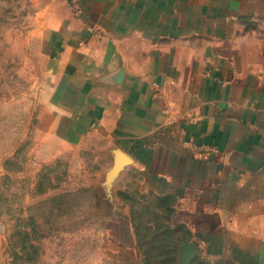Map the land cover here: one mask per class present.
Segmentation results:
<instances>
[{"label":"crops","instance_id":"crops-1","mask_svg":"<svg viewBox=\"0 0 264 264\" xmlns=\"http://www.w3.org/2000/svg\"><path fill=\"white\" fill-rule=\"evenodd\" d=\"M58 18L55 139L172 200L176 264H264V0H72ZM99 206L101 264H143L130 207Z\"/></svg>","mask_w":264,"mask_h":264},{"label":"rangeland","instance_id":"rangeland-1","mask_svg":"<svg viewBox=\"0 0 264 264\" xmlns=\"http://www.w3.org/2000/svg\"><path fill=\"white\" fill-rule=\"evenodd\" d=\"M71 1L0 0V264H101L100 202L128 205L131 218L146 202L154 206V196L138 194L135 169L114 174L90 142L65 144L46 124L58 17L69 14ZM142 212L141 223L150 225ZM140 234L150 240L154 232Z\"/></svg>","mask_w":264,"mask_h":264},{"label":"trees","instance_id":"trees-1","mask_svg":"<svg viewBox=\"0 0 264 264\" xmlns=\"http://www.w3.org/2000/svg\"><path fill=\"white\" fill-rule=\"evenodd\" d=\"M144 196V195H143ZM143 198V197H142ZM154 206H142L141 210H135L133 221L137 233L139 246L142 250L144 261L143 264H176L178 256V246L185 238L187 231L182 226H173L172 219L174 217L173 202L167 197H155ZM145 202V201H144ZM137 204V203H135ZM152 210V211H151ZM142 211L148 213L152 221L148 226L141 223ZM147 227L148 231L154 232L150 240L140 234L143 228ZM187 236V235H186ZM148 252L152 253L149 254ZM163 252H165L163 254Z\"/></svg>","mask_w":264,"mask_h":264},{"label":"water","instance_id":"water-1","mask_svg":"<svg viewBox=\"0 0 264 264\" xmlns=\"http://www.w3.org/2000/svg\"><path fill=\"white\" fill-rule=\"evenodd\" d=\"M122 158H123V157L120 156V157H119V160L122 159ZM122 168H123V165H121V164H119V163H116V164L114 165V174H115L117 171L121 170ZM114 179H116V175L114 176Z\"/></svg>","mask_w":264,"mask_h":264}]
</instances>
